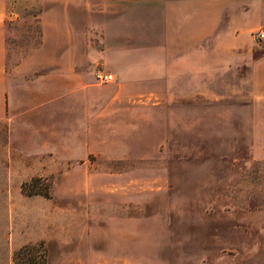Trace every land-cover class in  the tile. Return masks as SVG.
I'll return each mask as SVG.
<instances>
[{
    "label": "rangeland",
    "instance_id": "374dc122",
    "mask_svg": "<svg viewBox=\"0 0 264 264\" xmlns=\"http://www.w3.org/2000/svg\"><path fill=\"white\" fill-rule=\"evenodd\" d=\"M4 6L14 12L8 66L45 72L55 50L65 70L85 44L91 86L84 119L67 111L65 88L53 94L59 112L37 116L35 127L47 134L35 144L12 138L0 121V264H22L14 253L31 244L45 264H264V112L242 61L219 50L216 66L170 75V59L147 44L146 29L105 28L115 9L131 11L132 3ZM82 24L89 32H72ZM116 63L127 81L113 98ZM98 69L112 80L98 83ZM40 86L44 103L45 81ZM54 127L61 145L89 143L85 161L42 151Z\"/></svg>",
    "mask_w": 264,
    "mask_h": 264
},
{
    "label": "crops",
    "instance_id": "0c3cea01",
    "mask_svg": "<svg viewBox=\"0 0 264 264\" xmlns=\"http://www.w3.org/2000/svg\"><path fill=\"white\" fill-rule=\"evenodd\" d=\"M5 1L41 0H0V121L8 123L11 137L20 134L31 140L30 144H35L36 139L47 134L45 130L35 127L41 114L45 113L53 119V115L59 112V103L53 104L56 97L53 94L60 87L66 91L67 111L76 115L77 120L79 116L84 119L89 107L88 91L91 82L86 67L90 65V60L86 57L83 44L81 57L68 58L65 70L61 69L58 60H54L55 50L50 62L46 63L50 69L47 68L45 72L37 69L25 74L21 70V61L8 66L6 22L14 12L6 10ZM91 1H104L116 6L123 3L135 4L136 7L131 11L115 9L114 22L105 28L112 29L117 35L123 31L124 26L127 28L123 23H128L132 29H146L147 44L151 48L165 51V56L171 62L169 74L178 75L180 79L201 73L204 65L216 66L219 62V50L228 51L236 59L234 64L242 61L248 67L253 91L257 89L258 93L259 112H264V43H256L250 38L251 32L258 25H264V0H84L85 3ZM83 13L82 19L89 21L87 7ZM70 28L74 33L79 30L82 35L89 32L88 27L83 24L81 27L72 25ZM53 45L51 44V49ZM68 45L69 51L73 42L69 40ZM204 59L210 61L203 63ZM119 66L116 63L112 67L116 73L113 98L121 94L123 82L127 81L119 73ZM42 81H45L47 92L44 103L36 96L40 94ZM56 129L51 128L50 142L46 140L40 144L42 151L44 149L55 160L85 161V157L90 155L89 143L79 138L72 145H61L55 141L58 133Z\"/></svg>",
    "mask_w": 264,
    "mask_h": 264
},
{
    "label": "trees",
    "instance_id": "16d2710c",
    "mask_svg": "<svg viewBox=\"0 0 264 264\" xmlns=\"http://www.w3.org/2000/svg\"><path fill=\"white\" fill-rule=\"evenodd\" d=\"M14 259L22 264H45V256L38 245H23L14 253Z\"/></svg>",
    "mask_w": 264,
    "mask_h": 264
},
{
    "label": "built area",
    "instance_id": "2783aa9c",
    "mask_svg": "<svg viewBox=\"0 0 264 264\" xmlns=\"http://www.w3.org/2000/svg\"><path fill=\"white\" fill-rule=\"evenodd\" d=\"M254 39L258 43H264V25H258L252 32ZM94 78L98 83H104L112 80V74L104 70L98 69L94 73Z\"/></svg>",
    "mask_w": 264,
    "mask_h": 264
}]
</instances>
